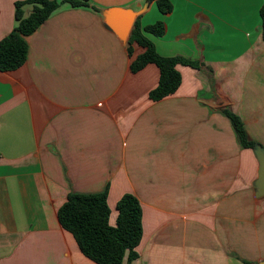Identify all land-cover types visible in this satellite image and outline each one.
I'll return each instance as SVG.
<instances>
[{
	"label": "crops",
	"instance_id": "crops-1",
	"mask_svg": "<svg viewBox=\"0 0 264 264\" xmlns=\"http://www.w3.org/2000/svg\"><path fill=\"white\" fill-rule=\"evenodd\" d=\"M16 1L0 0V39L15 26ZM168 1L167 13L154 0L62 4L25 36L26 61L0 71V264H97L57 210L69 193L105 189L111 225L123 194L140 202L131 264L264 260L258 158L224 113L264 147V0ZM109 8L139 12L142 28L163 21L162 36L147 35L158 53L200 67L177 64V90L151 100L159 69L130 70L144 48L134 42L129 54V35L104 26Z\"/></svg>",
	"mask_w": 264,
	"mask_h": 264
},
{
	"label": "trees",
	"instance_id": "trees-1",
	"mask_svg": "<svg viewBox=\"0 0 264 264\" xmlns=\"http://www.w3.org/2000/svg\"><path fill=\"white\" fill-rule=\"evenodd\" d=\"M160 12L171 9L168 0H154ZM62 4L72 7L98 8L90 0H21L16 1L14 28L0 39V71H11L20 67L27 57L28 46L25 36L35 31ZM29 6L27 12L24 8ZM261 36L264 41V2L259 9ZM165 24L158 20L143 28L134 22L127 41V51L132 52V43L144 48L130 63V70L137 72L148 63H154L159 69L158 83L150 90L148 97L157 101L174 93L181 83V74L177 64L194 68L200 63L181 56H164L158 53L148 34L162 36ZM239 143L245 148L255 144L248 135L239 115L225 109ZM107 189L96 193H69L59 206L57 217L59 224L74 237L84 256L97 264H131L138 257L136 247L142 237V211L138 198L132 193L123 194L116 203V221L109 223L110 208L107 203ZM244 264H253L244 261Z\"/></svg>",
	"mask_w": 264,
	"mask_h": 264
},
{
	"label": "water",
	"instance_id": "water-1",
	"mask_svg": "<svg viewBox=\"0 0 264 264\" xmlns=\"http://www.w3.org/2000/svg\"><path fill=\"white\" fill-rule=\"evenodd\" d=\"M139 12L130 8H109L100 11L104 26L115 32L122 41L127 40L135 16ZM211 75V73H210ZM259 162L258 177L254 182L256 195L264 194V147L255 143L252 147ZM264 264V260L259 262Z\"/></svg>",
	"mask_w": 264,
	"mask_h": 264
}]
</instances>
